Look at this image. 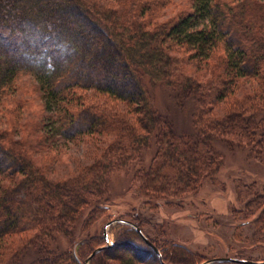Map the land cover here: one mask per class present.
Listing matches in <instances>:
<instances>
[{"label": "trees", "instance_id": "1", "mask_svg": "<svg viewBox=\"0 0 264 264\" xmlns=\"http://www.w3.org/2000/svg\"><path fill=\"white\" fill-rule=\"evenodd\" d=\"M173 1L121 0L120 11L86 0H0V112L18 80L32 75L46 148L81 142L98 153L84 173L58 180L0 130V264H85L106 246L103 237L65 252L48 241L72 236L89 205L94 220L104 217L108 176L149 151L139 191L167 206L216 182L224 165L217 143L264 159V0H191L189 11L157 21ZM149 85L191 101L190 127L157 109ZM250 194L257 218L249 223L264 234V193ZM133 215L122 221L140 228L163 261L204 263L164 233L163 242L150 237ZM128 223L90 264H115L119 251L130 252L122 264H163Z\"/></svg>", "mask_w": 264, "mask_h": 264}, {"label": "rangeland", "instance_id": "2", "mask_svg": "<svg viewBox=\"0 0 264 264\" xmlns=\"http://www.w3.org/2000/svg\"><path fill=\"white\" fill-rule=\"evenodd\" d=\"M86 1L90 4H104L115 10H124L120 4L121 0ZM190 2L191 0H174L156 18L157 21H170L184 11H189ZM187 70L189 68L185 71ZM149 87L159 111L176 117L183 127L185 125L190 127L189 117L194 114V106L188 104L191 101H188L187 105L184 104L178 93H174L168 87L162 85ZM10 98L7 100V106L3 105V112H0V130H7L10 141L18 142L29 158L44 166L51 178L62 180L82 174L85 172V166L98 157V153H95L92 147H87L81 142L66 145L57 143L55 147L46 148L42 141V124L46 114L34 76L28 74L22 76L18 80L17 92ZM20 102L21 107L18 106ZM11 105L14 109L10 107ZM216 146L223 154L224 165L217 175L216 182H207L197 195L185 197L175 206L143 198L136 173L142 165L146 166L152 162V154L149 151L144 162L140 160L128 169H120L108 176L105 195L100 203L110 208L104 217L94 220L91 217L93 208L89 205L82 211L84 215L82 214V219L74 228L72 236L64 233L58 235V232L57 238L48 242H51L55 250L65 252L71 248L73 242L81 239L89 237L105 239L107 230L109 241L113 244L119 224L122 220H131L136 212L150 237L163 242L164 233L175 244L198 253L204 262L216 258L264 262V234L258 231V226L249 223L257 216L252 215L247 208V203L252 200L250 193L256 190L264 193V159L251 157L248 151L241 149L230 150L219 143ZM248 191L249 196L246 194ZM243 214L251 215L249 220ZM112 221L116 222L108 226ZM47 239L50 237L45 236L44 241ZM126 255H130V252H115L112 258L121 260L114 263L122 264V259ZM161 261L168 264V261L162 259Z\"/></svg>", "mask_w": 264, "mask_h": 264}, {"label": "water", "instance_id": "3", "mask_svg": "<svg viewBox=\"0 0 264 264\" xmlns=\"http://www.w3.org/2000/svg\"><path fill=\"white\" fill-rule=\"evenodd\" d=\"M115 222H110L108 224V226H111L112 224H114ZM131 226H133L135 229H137V231L139 232V234L143 237V239L146 241V243L148 244V246L150 248H152V250L155 252V254L161 259V253L159 251V249L153 244L151 243L147 238L146 236L144 235V233L141 231L140 228L134 226L133 224H130ZM105 240H106V246L104 247H100V248H97L86 260H85V264H90L91 262V259L100 251H102L103 249L105 248H108L110 246H112V244L110 243L109 241V238H108V234H107V230L105 231ZM215 262H229V263H237V264H263L264 262H256V261H248V260H243V259H238V258H216V259H213V260H209V261H206L205 263L203 264H213Z\"/></svg>", "mask_w": 264, "mask_h": 264}]
</instances>
